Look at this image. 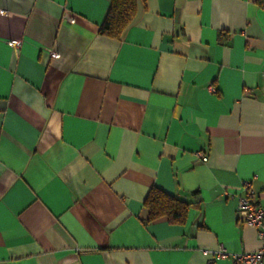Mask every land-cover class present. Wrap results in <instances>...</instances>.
Segmentation results:
<instances>
[{"label":"crops","instance_id":"1","mask_svg":"<svg viewBox=\"0 0 264 264\" xmlns=\"http://www.w3.org/2000/svg\"><path fill=\"white\" fill-rule=\"evenodd\" d=\"M108 5L0 0V264L258 250L237 204L247 182L264 209V0H136L118 38ZM151 188L184 222L147 221Z\"/></svg>","mask_w":264,"mask_h":264},{"label":"trees","instance_id":"2","mask_svg":"<svg viewBox=\"0 0 264 264\" xmlns=\"http://www.w3.org/2000/svg\"><path fill=\"white\" fill-rule=\"evenodd\" d=\"M136 0H109L107 13L99 26V33L118 38L133 21ZM147 210V221L165 217L169 221L184 222L189 204L151 188L143 202Z\"/></svg>","mask_w":264,"mask_h":264},{"label":"built area","instance_id":"3","mask_svg":"<svg viewBox=\"0 0 264 264\" xmlns=\"http://www.w3.org/2000/svg\"><path fill=\"white\" fill-rule=\"evenodd\" d=\"M213 90L212 88H210ZM202 161L207 160V156L198 153ZM243 195L239 197L237 204L238 219L244 224L254 227L257 230L261 246L254 252L228 253L219 246L214 249H203L202 253L206 257V264H216L220 258L230 257L232 264H264V209L257 203V195L250 187V184H243Z\"/></svg>","mask_w":264,"mask_h":264}]
</instances>
